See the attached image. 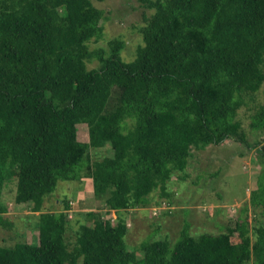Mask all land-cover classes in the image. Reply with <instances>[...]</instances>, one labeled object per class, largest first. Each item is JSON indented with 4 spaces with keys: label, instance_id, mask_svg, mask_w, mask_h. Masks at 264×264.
<instances>
[{
    "label": "trees",
    "instance_id": "obj_1",
    "mask_svg": "<svg viewBox=\"0 0 264 264\" xmlns=\"http://www.w3.org/2000/svg\"><path fill=\"white\" fill-rule=\"evenodd\" d=\"M141 2L151 11L125 60L120 36L90 47L103 36L104 10L93 0H0V219L4 185L15 180V207L33 211L38 230L33 241L0 244V264H264L261 141L251 144L260 172L242 208L257 209V219L242 214L198 234L185 221L173 242L145 238L141 255L127 247L121 211L148 205L157 187L168 195L166 183L193 148L245 140L236 114L264 82V0ZM250 127L264 131V103ZM101 147L111 151L93 158ZM83 178L117 216L86 210L70 246V203H43L60 179Z\"/></svg>",
    "mask_w": 264,
    "mask_h": 264
},
{
    "label": "rangeland",
    "instance_id": "obj_2",
    "mask_svg": "<svg viewBox=\"0 0 264 264\" xmlns=\"http://www.w3.org/2000/svg\"><path fill=\"white\" fill-rule=\"evenodd\" d=\"M104 10L103 36L98 40L91 39L90 47H107L108 39L120 36L125 40L121 50L123 59H132L138 44L142 42L140 26L144 23V15L151 9L145 7L141 0H93ZM96 60L87 62L89 67L96 66ZM114 93V92H113ZM112 94L111 98H114ZM245 104L238 109L236 118L240 120L244 139L230 137L219 144L192 149L189 163L182 170H175L166 183L168 195H161L160 188L150 193V203L146 206L130 207L121 211L125 217L128 230L125 235L127 247L139 251V244L145 238L155 239L167 237L172 242L178 236L179 230L185 221L189 222V230L193 234L202 231L219 232L233 225L236 218L248 214L249 220L259 217V211L250 205L247 211H242L248 204L250 190L256 186V177L260 172L259 153L255 141L264 142V131L253 130L250 127L251 114L264 103V82L253 96L246 97ZM87 124L77 123V136L80 140L88 138ZM249 144L251 146H249ZM92 149V157H100L111 149ZM16 189L15 180L6 182L1 199L7 204V211L1 213L0 244L11 245L16 241H33L38 237V230L32 228L30 223L35 219L28 209L16 208L13 201ZM68 196L67 201L73 202L68 207L71 224L65 233L70 246L75 240L74 229L81 221L86 210L99 208L100 212L111 220H115L117 212L107 210L102 204L103 200L96 197L92 190L90 178L81 181H58L53 196L49 195L50 205L53 207L54 198L59 194ZM48 200V199H47ZM44 209V206H43ZM53 210V209H52ZM156 211V213L153 212ZM111 212V213H110ZM237 241L238 236L232 235ZM245 264H252L249 260Z\"/></svg>",
    "mask_w": 264,
    "mask_h": 264
},
{
    "label": "crops",
    "instance_id": "obj_3",
    "mask_svg": "<svg viewBox=\"0 0 264 264\" xmlns=\"http://www.w3.org/2000/svg\"><path fill=\"white\" fill-rule=\"evenodd\" d=\"M68 183H70V182H67V184ZM52 196H53V194H52ZM66 198H68V196H64V194L63 193H61V194H59V196H58V198L57 199H55L54 198V203H58L57 205L56 204H53V207H50L51 209H53V210H59V209H62L63 207H64V199H66ZM48 199V200H47ZM49 201V198H46L45 200H44V203H43V205L45 206H49L50 205V202H48ZM112 210V209H111ZM114 210V209H113ZM115 211V210H114ZM39 211H36V213H38ZM116 212V211H115ZM111 213V212H110Z\"/></svg>",
    "mask_w": 264,
    "mask_h": 264
},
{
    "label": "built area",
    "instance_id": "obj_4",
    "mask_svg": "<svg viewBox=\"0 0 264 264\" xmlns=\"http://www.w3.org/2000/svg\"><path fill=\"white\" fill-rule=\"evenodd\" d=\"M72 204H73V202H72V201H70V206H71ZM70 209H71V208H68V209H67V211L69 212V210H70ZM153 212H154V213H156V211H155V210H153ZM68 215H69V216H71L69 213H68Z\"/></svg>",
    "mask_w": 264,
    "mask_h": 264
}]
</instances>
